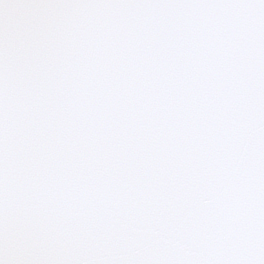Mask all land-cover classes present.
<instances>
[{"label":"snow or ice","instance_id":"snow-or-ice-1","mask_svg":"<svg viewBox=\"0 0 264 264\" xmlns=\"http://www.w3.org/2000/svg\"><path fill=\"white\" fill-rule=\"evenodd\" d=\"M0 264H264V0H0Z\"/></svg>","mask_w":264,"mask_h":264}]
</instances>
